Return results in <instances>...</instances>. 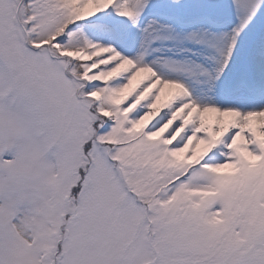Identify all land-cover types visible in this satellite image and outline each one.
I'll return each instance as SVG.
<instances>
[{
  "label": "snow or ice",
  "instance_id": "1",
  "mask_svg": "<svg viewBox=\"0 0 264 264\" xmlns=\"http://www.w3.org/2000/svg\"><path fill=\"white\" fill-rule=\"evenodd\" d=\"M0 264H264V0H0Z\"/></svg>",
  "mask_w": 264,
  "mask_h": 264
}]
</instances>
